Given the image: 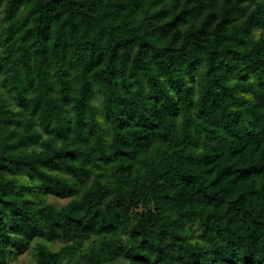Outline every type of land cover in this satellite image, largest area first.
Returning a JSON list of instances; mask_svg holds the SVG:
<instances>
[{
    "label": "clouds",
    "instance_id": "obj_1",
    "mask_svg": "<svg viewBox=\"0 0 264 264\" xmlns=\"http://www.w3.org/2000/svg\"><path fill=\"white\" fill-rule=\"evenodd\" d=\"M0 264H264V0H0Z\"/></svg>",
    "mask_w": 264,
    "mask_h": 264
}]
</instances>
